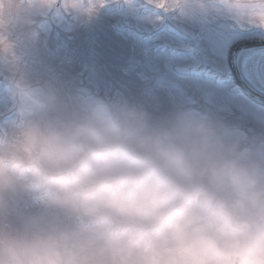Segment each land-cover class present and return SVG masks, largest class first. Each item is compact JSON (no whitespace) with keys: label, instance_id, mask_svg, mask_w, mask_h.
<instances>
[{"label":"clouds","instance_id":"1","mask_svg":"<svg viewBox=\"0 0 264 264\" xmlns=\"http://www.w3.org/2000/svg\"><path fill=\"white\" fill-rule=\"evenodd\" d=\"M219 3L264 23V0ZM17 8L0 0V28ZM16 102L0 135V264H264V150L237 152L191 112L149 122L92 99L52 115L23 88ZM17 196L45 213L14 215Z\"/></svg>","mask_w":264,"mask_h":264},{"label":"rangeland","instance_id":"2","mask_svg":"<svg viewBox=\"0 0 264 264\" xmlns=\"http://www.w3.org/2000/svg\"><path fill=\"white\" fill-rule=\"evenodd\" d=\"M17 2L8 26L0 28V135L10 134L22 118L16 93L23 88L49 104L52 115L92 99L119 100L143 111L149 122L194 113L211 121L237 152L264 150V107L233 92L228 74L230 46L264 41V23L254 18L259 12L233 13L219 0H167L170 6L163 9L155 0H49L47 8L38 0ZM209 35L218 41L213 49L205 47ZM261 53L264 45L244 47L233 65L243 69L240 80L264 96ZM201 68L212 76L222 73L217 77L226 81L195 76ZM141 77L189 88L203 87L211 78L214 103L244 115L225 114L204 97L158 110L139 85L130 90L129 83ZM6 206L16 216L45 213L23 196Z\"/></svg>","mask_w":264,"mask_h":264},{"label":"snow or ice","instance_id":"3","mask_svg":"<svg viewBox=\"0 0 264 264\" xmlns=\"http://www.w3.org/2000/svg\"><path fill=\"white\" fill-rule=\"evenodd\" d=\"M155 3L158 7L163 9L167 5V0H155ZM218 41L215 36L209 35L205 41V47L208 49H213L217 47ZM240 45L236 44L229 47L228 55L229 59L233 53H237L240 50ZM264 56V53H261ZM211 68V65H209ZM228 74L231 75L233 80L239 83V76L243 74V69H237L236 67L230 65L228 69ZM217 76H222V73H217ZM139 85L147 100L150 101L153 107L158 110H165L168 107L172 106L175 103L181 102L187 98H207L210 105H214L220 111L225 114L236 115L237 113L243 117L244 113L240 112L238 109L227 107V106H218L213 101V91H214V82L209 78L206 85L203 87H194L189 88L183 83L171 84L167 81L160 82L155 78H146L141 77L136 81L129 83L130 90H135L136 86Z\"/></svg>","mask_w":264,"mask_h":264},{"label":"water","instance_id":"4","mask_svg":"<svg viewBox=\"0 0 264 264\" xmlns=\"http://www.w3.org/2000/svg\"><path fill=\"white\" fill-rule=\"evenodd\" d=\"M254 42H258V43H262V44H264V41H251V42H246V43H241V44H239L240 46H243V45H247V44H252V43H254ZM233 57H234V53L232 54V56H231V65H232V59H233ZM239 86L243 89V91H244V93L246 94V95H248L251 99H253L254 101H256V102H258L259 104H261V105H263L264 106V98H261V97H259L258 95H256L255 93H253L252 91H250V90H248L246 87H244L243 85H242V83L239 81Z\"/></svg>","mask_w":264,"mask_h":264}]
</instances>
